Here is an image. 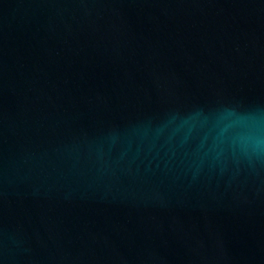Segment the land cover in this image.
<instances>
[{"label": "water", "instance_id": "water-1", "mask_svg": "<svg viewBox=\"0 0 264 264\" xmlns=\"http://www.w3.org/2000/svg\"><path fill=\"white\" fill-rule=\"evenodd\" d=\"M0 264H264V0H0Z\"/></svg>", "mask_w": 264, "mask_h": 264}]
</instances>
